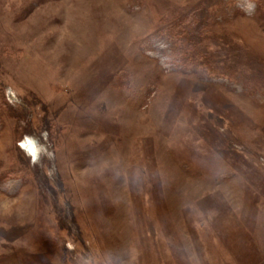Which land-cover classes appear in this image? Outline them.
Listing matches in <instances>:
<instances>
[{
	"label": "rangeland",
	"instance_id": "1",
	"mask_svg": "<svg viewBox=\"0 0 264 264\" xmlns=\"http://www.w3.org/2000/svg\"><path fill=\"white\" fill-rule=\"evenodd\" d=\"M245 3L0 0V91L30 104L1 113L0 264H264V95L252 93L264 7ZM201 13L224 18L201 67L168 72L145 54ZM206 70L248 76L249 89ZM44 125L63 190L50 186L77 230L58 219L26 146ZM21 167L9 178L22 184L1 182Z\"/></svg>",
	"mask_w": 264,
	"mask_h": 264
},
{
	"label": "trees",
	"instance_id": "2",
	"mask_svg": "<svg viewBox=\"0 0 264 264\" xmlns=\"http://www.w3.org/2000/svg\"><path fill=\"white\" fill-rule=\"evenodd\" d=\"M243 1L246 2L245 7L248 6V10L254 9V7L257 5L264 7V1L262 0H260L261 2H263L262 4H259L258 1H256V3L254 0H242V2ZM239 12L233 11L228 16L226 15L225 19H232L233 17L237 16ZM214 18L215 17L207 13H201L198 15L195 14L190 18L188 15L181 16L176 20L177 22H180L175 23L173 27H171L172 29L166 28L163 31L160 30L158 33H156L155 36L150 38L147 43H143V47L145 46V54L168 72L189 73L194 70L195 66L201 67V65H197V56L198 54H203L205 51L204 49L207 43V35L209 33L208 31L210 27L216 23V21H222V19H224L218 18L219 20L215 21ZM203 46L204 49L202 48ZM232 49L236 50L237 52L240 51L236 47H233ZM244 55V65H248L251 61H256L259 63L261 62L255 60V58H251V56H248L246 54ZM211 66H213L216 70L219 69V63L216 60L211 62ZM207 71L208 70L201 74H203L204 76L207 75L210 80L218 81L216 83L222 84L223 82H226L227 84L229 83L234 87L237 86V88H239L243 92H247V90L249 89L246 84L242 83L243 81L247 83L248 76L231 74V72L230 74H226L227 76H223V74L221 75L220 73L219 75L221 76L215 74L210 75L209 73L211 72L208 71V73ZM234 75L235 77H233ZM229 76L232 78H230ZM258 79L262 84L260 87L258 86L260 90L258 89L256 91H252V93L255 92V95L257 97L260 93L264 95V74L260 73ZM240 82L242 83L241 85ZM26 105L30 106V104L26 103V101L16 98L9 89L5 88L3 89V91H0V129L4 125L3 117L1 115L3 110L7 109L9 114H12L14 113L13 108H15V106L23 108L24 110L26 109ZM10 106H12V108ZM49 131V126L44 125V127L40 128L38 132H32L31 136L26 137V146L28 145V148L31 151L29 152L34 157L33 161L36 162V173L38 179L42 181V187L47 192L49 191L50 195L52 196V203L56 213L58 214V219L60 221L64 220L67 225L77 230L72 207L67 201H65L64 204H59L56 197L58 190L56 191L52 186H50L51 183L55 182L56 187H58L61 192L63 190V187L60 185V182L55 174L54 155L52 149L53 141ZM44 167H48L49 175H45V173L43 172ZM18 173L25 174V169L22 168L17 170L16 172L7 171L5 174L6 176L3 177L1 182L6 184L8 187H10L11 185L16 186L17 184H22L23 179L21 178H9V176Z\"/></svg>",
	"mask_w": 264,
	"mask_h": 264
}]
</instances>
